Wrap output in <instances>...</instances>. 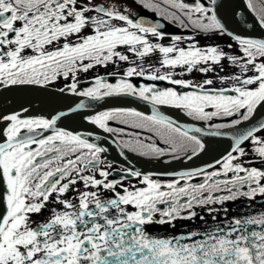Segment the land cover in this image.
Instances as JSON below:
<instances>
[{
  "label": "snow or ice",
  "instance_id": "6c2138e0",
  "mask_svg": "<svg viewBox=\"0 0 264 264\" xmlns=\"http://www.w3.org/2000/svg\"><path fill=\"white\" fill-rule=\"evenodd\" d=\"M138 3L196 35L228 36L239 55L218 46L200 47L195 35L172 36L169 46L154 43L150 38H165L163 24H146L118 4L0 0V90L47 89L63 78L71 83L59 89L61 94L92 101L121 96L142 100L152 105L151 115L116 109L83 118L103 133L128 135L111 127L112 121L145 130L168 146L145 143L133 133V139L119 142L122 156L127 149L152 157L180 158L183 153L191 160L205 151L202 136L228 135L224 129L251 121L264 107V39L230 31L218 0ZM247 8L264 29V0H247ZM182 40L189 41L186 47L179 46ZM157 53L159 66L145 68L143 61ZM122 62L135 66L127 67L115 83L98 76L91 86L79 87V73ZM225 62L238 69L219 77L227 87H212L213 79L194 84L174 78L178 68L180 75H207L217 66L223 71ZM133 77L189 91L137 86ZM161 106L179 109L208 128H182L157 110ZM86 107L81 101L46 117H24L27 108L0 110V264H264V203L256 205L258 199L264 201V136L258 135L264 122L232 135L230 151L214 163L162 174L173 177L162 182L131 167L110 172L111 164L103 158L108 149L89 139L99 137L60 127ZM225 118L228 123H212ZM245 143L250 144V159H245ZM132 179L138 184L125 186ZM106 193L111 195L106 198ZM237 201H244L246 211L229 216L226 205ZM45 212V219L33 220ZM197 221V230L176 232L178 222Z\"/></svg>",
  "mask_w": 264,
  "mask_h": 264
},
{
  "label": "flooded vegetation",
  "instance_id": "af4514ba",
  "mask_svg": "<svg viewBox=\"0 0 264 264\" xmlns=\"http://www.w3.org/2000/svg\"><path fill=\"white\" fill-rule=\"evenodd\" d=\"M118 1L120 5L122 4V7H125L124 3H128L130 5H133V7H135L136 9H139L143 12L138 16H134V18L142 17L146 24H163L164 27L162 31L165 33V38L162 41H158L155 40L154 38H150L154 43H162L165 46H169L172 43L171 41L172 36L186 37L189 35H195L196 41H198V45L200 47H206L210 45L218 46L219 48L223 49L225 52H228L229 54L239 55L235 42L231 40L228 36L217 35V36H212L210 38H206L204 35H196L195 33L180 28L175 24H170L167 20L161 19L156 13L140 5L138 3V0H118ZM231 1L232 0H230V2ZM245 2L247 6V0H245ZM227 8L228 7L224 9L223 19H226ZM247 11L249 16L255 20V17L252 15L249 9ZM230 22L231 23H228L227 21L228 29L230 31H233L237 35L240 36L243 35L249 37L256 36V37L264 38V32L259 33L257 31L255 32L252 31L251 33L249 26L238 25V23L234 20L233 17L230 19ZM188 43L189 41L182 40V42L179 43V46L186 47ZM229 44L232 45L231 49L227 47ZM119 50L125 51V49H119ZM129 56L131 60H136V58L132 57L130 54ZM158 61H159V54L157 53L150 58H146L143 61V64L145 68H148L149 66H159ZM139 63L140 61L137 60V64ZM129 66H135V65H129L127 63L122 62L117 65H109L107 68L98 67L87 73L81 72L78 74L79 87L81 89H84L91 86L90 82L98 76H103L108 80V82L115 83L116 80L123 74V72ZM162 71H168V69H162ZM181 71L183 70L179 68L176 69L177 74L174 76L175 79L190 81L194 84H202L203 81L206 79H213L214 84L212 87L222 88L229 86V84L227 83L222 84L220 82L219 77H225L235 74L238 71V69L228 65L225 62L223 71H221L219 66H217L215 72H210L207 75L201 74L199 71H193L190 74L186 73L184 75H180L179 73ZM251 74L252 73L250 72L249 75ZM67 83H71V80L69 79L68 81H65L63 78H59L55 83H53L47 89L39 88L37 86H17L5 90H0V110L10 112L12 110L20 111L22 108H27L28 112L23 113L24 117H40V116L46 117L57 110L68 109L70 106L75 107L76 104H78L77 101L81 99L87 100V101H83L87 106L86 109L80 113H75L71 118L64 120L60 124V127L68 131H72L74 133H82L85 136H87L89 132H92L94 133L95 136L99 137V139H92V138L89 139L92 140V142L98 143L102 147L108 149V151L103 154V158L106 159L111 164V168L108 169L110 172L119 174L122 168L131 167L134 168L136 171L154 174L153 178L161 180L162 182L171 180L173 178L172 175H162V174H174L185 170L203 168L209 164L214 163L216 160L222 158L224 155L228 154V152L231 149L233 141L230 137L218 138L215 136L213 137L202 136L201 138L206 144L205 151L202 152L200 155L195 156L191 160L186 159L183 153L180 154V158H174L172 155L152 157V156H141L138 153L129 151L127 149L123 150L124 155L122 156L120 154L121 147L119 142L122 140L133 139L134 137L131 135L133 133L138 135L145 143H155L157 146L161 148H167L168 146L163 144L161 139L158 136H156L154 133H150L145 130L133 129L126 125L119 124L115 121L110 122V126L117 129H123L125 133H128V135L103 133L102 130L96 128L95 126H93L92 128L88 127L89 125L87 124V121L84 120L83 122L81 120V116L96 115L103 111L116 110V109H131V110L140 111L145 115H151L152 105L142 100L133 97H125V96L107 97L104 100L92 101L91 103L90 100H88L87 98L76 97L69 94H61L59 92V89L63 88ZM132 83H134L137 86L140 84H155V86L160 89L175 87L178 92L189 91V89L179 88L175 85H170L165 81H146L139 77H133ZM157 110L161 112L163 115H165L167 118L172 120L174 124L182 128L184 127H202L205 129L208 128V125L205 122L192 120L190 117L186 116L179 109L167 107V106H161ZM261 119H264V107L258 108L255 116L251 121L246 122L245 124H242L237 128H227L224 130H235V129L245 128L246 126L254 124L256 123V121ZM84 123L87 124L88 126L85 125ZM212 123H228V118L222 120H215ZM2 127L3 124H0V128ZM258 135L264 136V132H260L258 133ZM243 147L249 151V156L246 157L245 159L252 158L250 144L245 143ZM255 166L259 167L260 165L257 162ZM209 170L211 171L214 169H209ZM115 178H117V176L110 177V179H115ZM196 182L199 181H193V183ZM130 183L138 184V181L134 179L126 180L125 186H128ZM110 195H111L110 193L105 194L106 198L109 197ZM262 203H264V201H261L259 199L256 201V205H260ZM243 205H244V201H237L234 204L226 205V207L230 208L229 216L236 215L242 211H246ZM52 206L53 205H49V207ZM201 214L206 215L205 212H201ZM47 215L48 213L45 212L43 216H33V220L34 221L43 220L47 217ZM200 223L201 222L197 221L195 224L190 225L188 223L178 222L176 232L179 233L182 231L186 232L189 230H197L198 227L200 226ZM165 231H167L166 228L160 229V234L163 235Z\"/></svg>",
  "mask_w": 264,
  "mask_h": 264
},
{
  "label": "rangeland",
  "instance_id": "374dc122",
  "mask_svg": "<svg viewBox=\"0 0 264 264\" xmlns=\"http://www.w3.org/2000/svg\"><path fill=\"white\" fill-rule=\"evenodd\" d=\"M98 2L100 3H104L106 5H112V4H119L118 0H98ZM125 7H122V4L120 5V7L125 8L128 10V13L131 15V17L134 16H138L140 14H142L143 12L139 9H136L135 7H133V5H130L128 3H124ZM128 4V5H127ZM247 6H246V2L245 0H232L229 3V6L227 8V16H226V20L228 21V23L230 22V19L233 17L234 20L238 23V25L240 26H248V24L253 25V27H250V31L252 33V31H257V32H264V30H262L261 28H259L258 26H256V20L252 19V17L249 16L248 11H247ZM247 19L248 24L244 23V19ZM243 21V22H242ZM84 116H91V115H82L81 116V120L84 122ZM85 124V123H84ZM89 126H88V125ZM85 125H87L88 127H93L94 125H90L89 123H87Z\"/></svg>",
  "mask_w": 264,
  "mask_h": 264
},
{
  "label": "water",
  "instance_id": "95a60500",
  "mask_svg": "<svg viewBox=\"0 0 264 264\" xmlns=\"http://www.w3.org/2000/svg\"><path fill=\"white\" fill-rule=\"evenodd\" d=\"M229 2H230V0H218V3L220 4V5H222V7H220V9H219V14H220V16L223 18V14H224V9L226 8V7H228L229 6ZM146 21V20H145ZM233 32V31H232ZM236 34V33H235ZM242 37H249V36H243V35H241ZM251 38H255V39H264V38H260V37H256V36H252ZM81 101H87V100H83V99H81V100H79V101H77V103H80ZM90 102L92 103V100H90ZM28 112V111H27ZM24 113H26V112H24ZM257 122H264V119H261V120H258V121H256V123ZM255 125V123L254 124H251V125H249V126H246L245 128H241V129H235V130H224V132L225 133H227L228 135H225V136H215V137H218V138H224V137H231L232 135H237V134H239V133H241V132H243V131H245L247 128H250V127H253ZM213 137V136H212Z\"/></svg>",
  "mask_w": 264,
  "mask_h": 264
},
{
  "label": "bare ground",
  "instance_id": "6f19581e",
  "mask_svg": "<svg viewBox=\"0 0 264 264\" xmlns=\"http://www.w3.org/2000/svg\"><path fill=\"white\" fill-rule=\"evenodd\" d=\"M243 22V21H242Z\"/></svg>",
  "mask_w": 264,
  "mask_h": 264
}]
</instances>
